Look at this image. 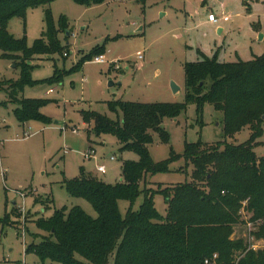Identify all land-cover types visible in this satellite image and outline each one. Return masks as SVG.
<instances>
[{"label":"rangeland","instance_id":"374dc122","mask_svg":"<svg viewBox=\"0 0 264 264\" xmlns=\"http://www.w3.org/2000/svg\"><path fill=\"white\" fill-rule=\"evenodd\" d=\"M46 12L53 21L59 52L26 59L16 52L13 58H0V264H56L42 263L34 252L26 251L28 245L49 237L37 222L48 220L55 210L75 206L96 218L88 202L69 197L63 181L79 178L83 171L114 185L122 181V164L138 160L135 152L121 151L113 136L96 137L92 125L84 123L83 112L121 120L120 111L113 112L110 103H183L185 63L202 60L201 54L220 63L249 62L264 53V0H148L145 4L103 0L89 5L56 0L29 9L24 19L11 18L8 33L27 48L39 40L48 45ZM208 13L217 17L215 25L207 23ZM96 56L104 62H94ZM24 71L31 84L16 90L15 97L44 101L40 112L50 119L48 125L20 123L13 115L18 104L10 101L9 86L22 82ZM162 128L168 142L153 133L148 146L155 163L169 160L171 153L183 155L185 144L222 140L241 144L250 135L245 127L224 139L222 113L209 104L199 113L194 104L187 105L177 118L164 119ZM257 142L255 154L264 157V138ZM90 149L95 153L87 159ZM98 166L106 172L99 173ZM168 170L147 179L161 216L166 204L159 189L192 182V167L182 157L170 162ZM142 201L140 195L132 210H138ZM129 207L127 201H118L121 216ZM241 213L243 220L248 219L245 211ZM254 229L237 225L231 240L243 239L248 249L264 250V241L250 235ZM113 261L110 258L108 264Z\"/></svg>","mask_w":264,"mask_h":264},{"label":"trees","instance_id":"16d2710c","mask_svg":"<svg viewBox=\"0 0 264 264\" xmlns=\"http://www.w3.org/2000/svg\"><path fill=\"white\" fill-rule=\"evenodd\" d=\"M55 1L0 0V58H13L16 52H22L25 59L59 52L50 12L45 13L48 45L39 40L27 48L7 31L11 18L24 19L29 9ZM72 1L79 5L103 2ZM137 1L145 4L148 0ZM201 56L202 60L183 66V103H110L113 112L120 111L121 120L91 111L82 113L84 123L92 125L96 137L113 136L121 151L135 152L138 160L122 164V181L114 185L83 171L79 178L64 180L69 197L88 202L96 218L78 206L55 210L48 220L37 222L49 237L28 245L26 251L34 252L42 263L56 264H108L110 258L113 264H264V250L248 249L243 239L231 240L235 226L249 223L255 228L250 235L264 241V157H257L254 151L259 138H264V53L252 61L236 63H220ZM30 84L24 71L23 81L9 86V99L18 104L13 115L20 123L39 121L48 125L50 119L40 112L46 105L44 101H18L15 97L16 90ZM189 104L195 105L197 113L206 104L221 112L224 139L245 127L250 131L249 139L241 144L224 140L185 144L183 155L171 153L169 160L153 162L148 152L152 134L167 143L163 120L177 118ZM181 157L192 167V182L159 189L166 204V214L161 216L155 209V192L148 189L147 179L168 172V164ZM140 195L142 204L133 211L132 205ZM120 200L130 204L124 216L118 209ZM242 211L248 219H242Z\"/></svg>","mask_w":264,"mask_h":264},{"label":"built area","instance_id":"2783aa9c","mask_svg":"<svg viewBox=\"0 0 264 264\" xmlns=\"http://www.w3.org/2000/svg\"><path fill=\"white\" fill-rule=\"evenodd\" d=\"M207 21L210 22V23H217V17L212 14V13H208L207 14ZM94 62L96 63H103L104 62V59L102 56H98V57H95L94 58ZM51 91V90H50ZM94 150L90 149L87 151V154H85V158L89 159L91 158L93 155H94ZM114 158L112 157L111 160H113ZM98 172L101 173V174H104L106 172L104 166H98L97 168ZM21 197H23L21 194H20ZM248 227H251V224H247ZM213 258L215 259L216 258V255L213 256ZM205 264H208L209 262L208 261H205L204 262ZM20 264H25L24 261H22Z\"/></svg>","mask_w":264,"mask_h":264},{"label":"water","instance_id":"95a60500","mask_svg":"<svg viewBox=\"0 0 264 264\" xmlns=\"http://www.w3.org/2000/svg\"><path fill=\"white\" fill-rule=\"evenodd\" d=\"M200 85H202V83H200ZM172 88H173V91L177 90V88L174 86V84H172Z\"/></svg>","mask_w":264,"mask_h":264},{"label":"crops","instance_id":"0c3cea01","mask_svg":"<svg viewBox=\"0 0 264 264\" xmlns=\"http://www.w3.org/2000/svg\"><path fill=\"white\" fill-rule=\"evenodd\" d=\"M206 21H207V16H206ZM207 23H208V24H213V25H215V24H216V23H210V22H208V21H207ZM261 38L263 39L264 37H263V36H261Z\"/></svg>","mask_w":264,"mask_h":264}]
</instances>
